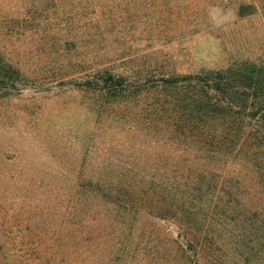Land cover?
Listing matches in <instances>:
<instances>
[{"label": "rangeland", "instance_id": "374dc122", "mask_svg": "<svg viewBox=\"0 0 264 264\" xmlns=\"http://www.w3.org/2000/svg\"><path fill=\"white\" fill-rule=\"evenodd\" d=\"M0 59V264H264V182L243 161L222 168L243 208L206 233L210 258L152 208L181 161L160 79L264 76V0H0ZM103 70L118 97L86 84Z\"/></svg>", "mask_w": 264, "mask_h": 264}, {"label": "trees", "instance_id": "16d2710c", "mask_svg": "<svg viewBox=\"0 0 264 264\" xmlns=\"http://www.w3.org/2000/svg\"><path fill=\"white\" fill-rule=\"evenodd\" d=\"M66 1L31 0L44 7ZM3 64L0 59L2 82L10 72ZM160 80L159 112L165 119L167 139L176 148L172 149L174 158L181 161L171 165L161 182L165 189L160 194L165 193L167 199L161 200L153 191L156 201L152 208L161 217L178 222L190 236L186 244L196 251L197 259V250L210 251V258L213 253L204 242L206 233L236 220L243 208L239 191L244 187L222 168L240 160L264 182V76L258 67L243 63L235 71ZM9 83L5 90L15 86L12 76ZM86 84L109 98L118 97L127 86L110 70L97 72ZM120 190L133 193L130 185Z\"/></svg>", "mask_w": 264, "mask_h": 264}]
</instances>
